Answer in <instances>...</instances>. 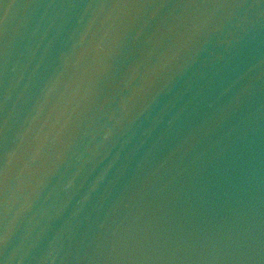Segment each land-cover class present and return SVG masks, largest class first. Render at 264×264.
<instances>
[{
    "label": "water",
    "instance_id": "1",
    "mask_svg": "<svg viewBox=\"0 0 264 264\" xmlns=\"http://www.w3.org/2000/svg\"><path fill=\"white\" fill-rule=\"evenodd\" d=\"M0 264H264V0H0Z\"/></svg>",
    "mask_w": 264,
    "mask_h": 264
}]
</instances>
